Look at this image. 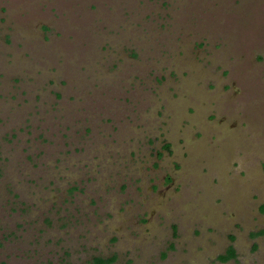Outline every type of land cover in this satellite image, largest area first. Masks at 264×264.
Segmentation results:
<instances>
[{
  "label": "rangeland",
  "instance_id": "obj_1",
  "mask_svg": "<svg viewBox=\"0 0 264 264\" xmlns=\"http://www.w3.org/2000/svg\"><path fill=\"white\" fill-rule=\"evenodd\" d=\"M263 206L264 0H0V264H264Z\"/></svg>",
  "mask_w": 264,
  "mask_h": 264
},
{
  "label": "trees",
  "instance_id": "obj_2",
  "mask_svg": "<svg viewBox=\"0 0 264 264\" xmlns=\"http://www.w3.org/2000/svg\"><path fill=\"white\" fill-rule=\"evenodd\" d=\"M264 210V206H263ZM236 251L235 248L232 245H228L225 252L220 254L217 258L221 262H227L229 260H236ZM116 256L112 255L110 257H101V256H95L86 264H113Z\"/></svg>",
  "mask_w": 264,
  "mask_h": 264
}]
</instances>
